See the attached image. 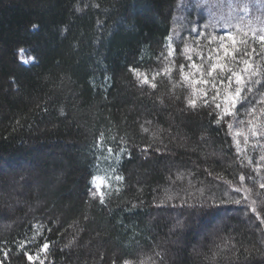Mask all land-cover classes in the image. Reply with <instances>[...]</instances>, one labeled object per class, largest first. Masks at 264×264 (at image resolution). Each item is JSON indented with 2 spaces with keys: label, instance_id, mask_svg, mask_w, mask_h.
I'll list each match as a JSON object with an SVG mask.
<instances>
[{
  "label": "trees",
  "instance_id": "16d2710c",
  "mask_svg": "<svg viewBox=\"0 0 264 264\" xmlns=\"http://www.w3.org/2000/svg\"><path fill=\"white\" fill-rule=\"evenodd\" d=\"M221 10L0 0L3 264H264V76L224 116L235 84L207 75L239 71L228 33L259 51L264 16L227 28Z\"/></svg>",
  "mask_w": 264,
  "mask_h": 264
},
{
  "label": "snow or ice",
  "instance_id": "6c2138e0",
  "mask_svg": "<svg viewBox=\"0 0 264 264\" xmlns=\"http://www.w3.org/2000/svg\"><path fill=\"white\" fill-rule=\"evenodd\" d=\"M245 35H247V33H245ZM220 39L224 40L225 37H220ZM227 39L231 42V46L229 48L222 44L221 47L224 48V52H223V56L219 58L223 59L224 57H231L232 62L239 67V71H236L225 64H213L212 67L207 70V75L211 77L213 72H215L218 68H220L221 70L226 69L230 73V75L227 76L226 78L229 88L232 89V85L235 84L234 90L230 91L229 95L227 96V103L229 107L224 109V116L231 115L230 108L235 107L236 103L240 102L241 100L247 99V97L242 96V93L244 91H248L249 93H251L253 89H255L256 85L261 83L260 77L264 76V66H258L253 61L254 56H260L261 60L264 61V34H260V35L254 34V40L260 45L259 51H257V49L254 47L249 49L247 40L241 39L237 41L236 36L233 35L232 33L227 34ZM188 59L191 60L192 58L189 57ZM192 67H196V65L193 64ZM180 70L181 72H183L184 65L180 66ZM144 82L145 83L147 82V77L144 78ZM224 82L225 81L223 79L220 81L221 84H223ZM197 83H204V84L211 83L213 88L217 87L214 81L200 80L197 81ZM218 95L219 92H217L216 95L212 97V100H215L216 96ZM260 95L262 96L261 103H264V92L260 93ZM205 96H207V93H205ZM204 103L207 104L208 101L205 100ZM189 104L192 107L196 106V102L191 99L189 100ZM215 106L216 108L221 107L220 104H216ZM259 111L261 115H264V107H261ZM255 112L256 109L252 108L251 113L254 114ZM221 119H223V117H221ZM256 119H259V117H256ZM248 123L249 125H252L251 135L256 136L258 134L256 125L253 123L252 120L248 121ZM228 127L232 128V125L228 124ZM242 134L243 133L241 132L236 133L237 136H240ZM245 140H247V136H245ZM261 160H264V156H261ZM117 179H122V177H117ZM244 179L245 177L241 175L240 180L243 181ZM260 187L264 188V183L260 184ZM234 190L240 192L241 188L237 187ZM244 191L250 192L251 190L244 189ZM245 199H247V197H245ZM240 202H241L240 200L235 201V203L237 204H239ZM101 203H103L102 197H101ZM255 205H256V201H252L251 211L256 213L257 219H262ZM262 222H264V219H262ZM48 248H49V243L45 241L41 245L39 251L46 252ZM0 251H2V254L5 257L8 256L7 251H3V250ZM24 255L26 256L29 262H34L36 259H38V257H34L32 254H30L27 251L24 252ZM0 264H3V262L0 261ZM39 264H44V261L40 260ZM125 264H128V262H125Z\"/></svg>",
  "mask_w": 264,
  "mask_h": 264
},
{
  "label": "rangeland",
  "instance_id": "374dc122",
  "mask_svg": "<svg viewBox=\"0 0 264 264\" xmlns=\"http://www.w3.org/2000/svg\"><path fill=\"white\" fill-rule=\"evenodd\" d=\"M198 2L210 3V6L214 8H220L221 6L222 10L220 11L221 14L219 13V20L227 28L233 25L243 24L246 20L252 21V19L249 20L250 14L252 16L256 15V24L260 23L261 17L264 16V4L261 5V0H195V3ZM206 18H208V15H206ZM21 56L22 63L26 66L34 62V59L29 57L25 51L21 52Z\"/></svg>",
  "mask_w": 264,
  "mask_h": 264
}]
</instances>
